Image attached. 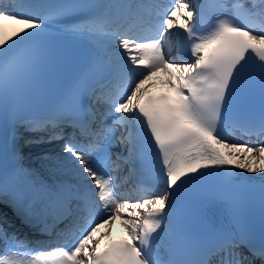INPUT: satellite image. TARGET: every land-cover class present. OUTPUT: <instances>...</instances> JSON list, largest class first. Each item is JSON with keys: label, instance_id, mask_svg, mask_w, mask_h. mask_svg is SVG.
I'll list each match as a JSON object with an SVG mask.
<instances>
[{"label": "snow or ice", "instance_id": "snow-or-ice-1", "mask_svg": "<svg viewBox=\"0 0 264 264\" xmlns=\"http://www.w3.org/2000/svg\"><path fill=\"white\" fill-rule=\"evenodd\" d=\"M210 7L209 13L199 0L8 5L0 0V130L9 124L23 127L34 136L25 144L44 142L45 133L49 142L63 141L65 155L45 154L43 159L50 170L68 172L77 182L43 186L37 193L10 185L7 175L0 177V197L11 196L21 222L49 238H21L0 217V264H254L256 258L264 264V222L259 241L245 226L235 234L218 233L199 245V259L188 258L191 244L182 220L184 197L192 186L219 183L223 196L239 202L251 195L243 191L251 178L233 180L234 166L262 174L264 205V141L230 142L224 134L256 83L264 104V0H215ZM77 14H85L86 22L68 23L66 34L94 35L110 44L107 82L98 95L93 90L106 109L95 131L89 123L73 121V134H66L58 121L65 111L81 110L79 89L62 94L57 109L46 116L25 118L20 111L38 100L34 83L47 56L52 23ZM185 47L188 59L182 58ZM160 72L171 91L153 95V77ZM112 114H119L114 124L124 127L115 161L108 155L114 130L104 125ZM236 123L248 135L264 137V107L258 120ZM149 151L158 166L155 181L135 172ZM122 163L133 168L128 176ZM129 180L137 187L126 192ZM117 219L126 239H113Z\"/></svg>", "mask_w": 264, "mask_h": 264}, {"label": "bare ground", "instance_id": "bare-ground-1", "mask_svg": "<svg viewBox=\"0 0 264 264\" xmlns=\"http://www.w3.org/2000/svg\"><path fill=\"white\" fill-rule=\"evenodd\" d=\"M11 1H12V0H11ZM5 23H8L9 26L11 27V22H5ZM157 75H161V72H160L159 74H157ZM155 77H157V76H155ZM160 77H161V76H160ZM115 139H116V138H115V136H114V141H115ZM62 154H63V153H62ZM6 225H7V224H6ZM7 227H8V225H7ZM8 229H9V230H12V231L14 230L13 227L8 228Z\"/></svg>", "mask_w": 264, "mask_h": 264}, {"label": "rangeland", "instance_id": "rangeland-1", "mask_svg": "<svg viewBox=\"0 0 264 264\" xmlns=\"http://www.w3.org/2000/svg\"><path fill=\"white\" fill-rule=\"evenodd\" d=\"M32 157V156H31ZM43 157V156H42ZM33 158V157H32ZM41 161H42V159H41ZM255 175V174H254Z\"/></svg>", "mask_w": 264, "mask_h": 264}]
</instances>
